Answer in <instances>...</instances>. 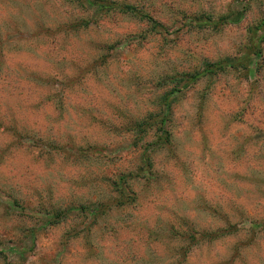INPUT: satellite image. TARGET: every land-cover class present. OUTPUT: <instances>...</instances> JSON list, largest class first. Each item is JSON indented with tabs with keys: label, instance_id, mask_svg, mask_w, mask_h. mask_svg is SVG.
Returning <instances> with one entry per match:
<instances>
[{
	"label": "rangeland",
	"instance_id": "rangeland-1",
	"mask_svg": "<svg viewBox=\"0 0 264 264\" xmlns=\"http://www.w3.org/2000/svg\"><path fill=\"white\" fill-rule=\"evenodd\" d=\"M116 1L0 0V264H264V0Z\"/></svg>",
	"mask_w": 264,
	"mask_h": 264
},
{
	"label": "trees",
	"instance_id": "trees-1",
	"mask_svg": "<svg viewBox=\"0 0 264 264\" xmlns=\"http://www.w3.org/2000/svg\"><path fill=\"white\" fill-rule=\"evenodd\" d=\"M78 2H82V0H78ZM90 4L98 9H100L101 11H104V12H108V13H113V12H117V13H130V14H133V15H136L138 16L139 20H144L147 24H149V26L151 27V31L153 32H160V33H164L165 32V26L159 22L157 19L153 18L152 16H150L149 14L145 13L143 14L142 11H138L135 7H133L132 5H128L126 3H121V2H118L116 0H90ZM205 16V15H204ZM229 15H222V16H219V18L217 20H214L210 15H207L204 17V20L207 22V24H212L213 27L217 28V26H219L220 22H224L227 20ZM197 20L195 21H199L198 18H196ZM194 21V22H195ZM193 24V23H192ZM196 24V23H194ZM264 24L263 21H260L258 23V25L255 26V28L253 29V34L256 35V33L258 32V30H262L261 29V26ZM199 25V24H197ZM196 25V26H197ZM195 26V25H194ZM262 40H264V37H261ZM253 48H252V53L253 54H258L259 51H260V44L259 43H255L252 45ZM244 66V65H242ZM199 75H202L199 74V73H196V74H191V75H188L187 77V82L188 81H195ZM185 78V77H184ZM172 92L171 93H167L163 96V102L166 104V110L169 109V99H170V96H171ZM152 120V116L149 115L147 119L143 120L142 122H138L137 123V127H138V130L136 131L137 134L140 135V139L142 138V134L143 132H146V127L145 126H151V121ZM166 121V118H162L161 119V124L163 125L164 122ZM162 131H161V135H160V138H159V142H161L162 140H164L163 142H166L168 140V131L163 129V127H161ZM146 152L144 151L143 153V161H146ZM121 183L120 182H117L115 183V186H116V189L118 190V192L120 193V195H122L124 198L126 197L124 191L126 189V184H127V179H121ZM118 204H121V201L118 202ZM81 209H83L84 211L88 210L87 207H84L82 206ZM89 212L93 213H98V212H101V205H97L96 208L93 210V209H90ZM67 214V211L66 210H59V211H54L53 213L49 214L51 216V219H50V223L52 224H56L58 223L62 218L63 216H65ZM223 234V233H221Z\"/></svg>",
	"mask_w": 264,
	"mask_h": 264
}]
</instances>
